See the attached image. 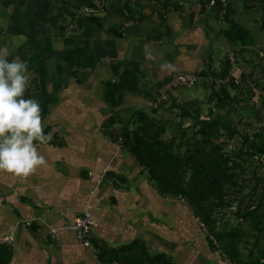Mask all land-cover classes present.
<instances>
[{
	"label": "crops",
	"instance_id": "obj_1",
	"mask_svg": "<svg viewBox=\"0 0 264 264\" xmlns=\"http://www.w3.org/2000/svg\"><path fill=\"white\" fill-rule=\"evenodd\" d=\"M232 1L231 20L256 39L252 16L264 0ZM178 3L182 9L163 13L150 0H0V52L30 64L35 76L25 96L39 99L50 137L37 142L46 163L30 174L0 171V264H119L113 251L138 243L171 264H231L191 208L159 194L104 127L112 116L127 122L141 110L136 102L152 100L127 93L111 108L107 82L135 72L156 96L177 72L198 75L202 55H213L218 41L229 43V25L215 22L214 8ZM86 211L97 223L89 248L63 229ZM53 228L61 229L59 240Z\"/></svg>",
	"mask_w": 264,
	"mask_h": 264
},
{
	"label": "trees",
	"instance_id": "obj_2",
	"mask_svg": "<svg viewBox=\"0 0 264 264\" xmlns=\"http://www.w3.org/2000/svg\"><path fill=\"white\" fill-rule=\"evenodd\" d=\"M150 1L163 13L183 7L178 0ZM211 1L202 0V6H209ZM213 8L219 11L218 0ZM262 10L260 27L264 31V2ZM139 13L133 11L134 15ZM232 14L229 5V27L224 36L237 53L238 46L253 47L254 40L246 28L231 20ZM230 70L231 63L226 60L220 78L205 70L198 75L200 80L211 82L207 85L212 89L207 100L211 107L206 114L197 99L170 107L171 112L179 110L182 119L194 120L192 128L164 121L153 107L151 113L135 111L127 122L112 116L104 127L106 135L133 156L159 194L182 200L191 208L195 218L206 225L212 248L224 259L231 264H264V176L253 180L258 175L254 165L264 162V126L252 136L236 126L243 114L254 119L257 115L254 109L242 106L237 93L231 94L230 88L238 91L240 84L237 77H229ZM241 77L246 81L244 74ZM143 89L139 76L127 71L118 81L105 84V98L111 108L120 107L127 93L154 101V96ZM116 125L120 128L115 129ZM236 138L238 143L232 146ZM231 217L237 222L234 226L229 224ZM0 252L6 251L1 248ZM112 255L113 262L119 264H171L165 255L150 257L148 248L140 243L113 251Z\"/></svg>",
	"mask_w": 264,
	"mask_h": 264
},
{
	"label": "rangeland",
	"instance_id": "obj_3",
	"mask_svg": "<svg viewBox=\"0 0 264 264\" xmlns=\"http://www.w3.org/2000/svg\"><path fill=\"white\" fill-rule=\"evenodd\" d=\"M261 3V2H260ZM234 5L233 1L230 2V6ZM263 9V5L261 6ZM260 13L254 12L253 14V21L252 25L254 26V30L252 28V31L257 33L256 39H253L256 41L253 48H243L241 46H238L240 48H237L240 50V52L236 49L234 50L233 46H229V43L226 42V45L224 42L218 41L215 45V51L214 54L210 57L203 54L200 68H202L201 71H198V75L203 70L211 73L215 78H220L221 75L224 72L225 68V61L228 60L227 52L230 48H233V52L236 53V60H237V78L238 83L240 84V88L238 91L233 90L230 88L231 94L235 95L237 93L240 98H242V106L250 107L251 109H254L256 111L255 119L253 117L248 118L246 115H242V121L239 122L236 120V126L240 131H246L248 134L252 136L253 133L257 131V128L259 126H264V31L261 30V27L259 24H261L263 19V10H260ZM216 23L219 26H226L228 25L227 22H224L223 25L219 22V16L218 12L216 13ZM256 15L259 16V22L256 20L258 19ZM221 46L222 48H220ZM242 48V49H241ZM243 50V51H242ZM242 74L246 76V81H243V78L241 77ZM200 76V75H199ZM202 76V75H201ZM219 80V79H218ZM201 82L194 87H183L179 89H172L168 88L169 91H164L163 93H158L154 98L159 97L161 94H167L168 100L164 101L162 105H160L158 108H156L159 112L157 116L159 118H162L164 121H171L172 123H182V126L184 127H194L195 121L191 120L189 118L182 119L180 117L181 112L179 110H174L171 112L170 107L173 103L175 104H181L185 101H191L194 99H197L201 102L202 111L203 114H206L209 110V107L211 105L208 104V98L212 93V89L210 86L211 82H207L205 79L200 80ZM247 83V84H246ZM258 84V85H257ZM152 90V89H151ZM154 90V88H153ZM156 92V90H154ZM263 98V99H262ZM155 100V99H154ZM135 103V102H134ZM150 103H153V100H145L141 101L139 100L136 102L135 108H140L143 110H147L149 113H151L152 106ZM154 108V107H153ZM155 109V108H154ZM224 112V111H223ZM221 112V113H223ZM247 122H251L252 126H248ZM238 143V138L235 139V142L232 143V146H235ZM254 171L257 172L258 175L256 177H253V180L260 179L259 176H264V162L263 164L256 163L254 165ZM247 176L250 178V173H247ZM182 205L185 206V202L182 200H179ZM198 226L200 225V222L197 220ZM230 226H234L237 224L236 220L232 217L229 221ZM223 228V227H222ZM227 228V227H224ZM208 236V235H207Z\"/></svg>",
	"mask_w": 264,
	"mask_h": 264
},
{
	"label": "clouds",
	"instance_id": "obj_4",
	"mask_svg": "<svg viewBox=\"0 0 264 264\" xmlns=\"http://www.w3.org/2000/svg\"><path fill=\"white\" fill-rule=\"evenodd\" d=\"M35 73L27 60L0 52V171L28 175L46 163L37 142L46 143L42 107L25 96Z\"/></svg>",
	"mask_w": 264,
	"mask_h": 264
},
{
	"label": "built area",
	"instance_id": "obj_5",
	"mask_svg": "<svg viewBox=\"0 0 264 264\" xmlns=\"http://www.w3.org/2000/svg\"><path fill=\"white\" fill-rule=\"evenodd\" d=\"M108 1V0H103ZM220 4V9L218 11L219 16V22L223 25L224 22H226V15L228 12V7L230 5L231 0H218ZM216 5V0H212L209 3L210 7H214ZM225 24V23H224ZM70 31L76 32L78 30V25L73 24L69 28ZM228 60L231 63V70H230V76L231 78L237 77V61L235 57V53L230 48L227 52ZM221 81V80H220ZM223 82V81H221ZM200 83V78L198 75L192 72H177L174 74L170 80V88L172 89H179L183 87H194L197 86ZM168 100L167 94H161L159 97H155V100L151 104L152 107L157 108L161 103ZM201 230L208 235V230L205 224L200 223ZM63 229L71 230L74 232L76 239L79 243H81L83 246L89 248L92 247L91 244V238L93 234L95 233L97 229V223L94 222L91 214L86 211L83 215L78 216L74 219L73 223L70 226H66ZM61 229L53 228L51 230V236L54 239L59 240V233ZM3 241L5 243H12L13 237L7 236L4 237Z\"/></svg>",
	"mask_w": 264,
	"mask_h": 264
}]
</instances>
